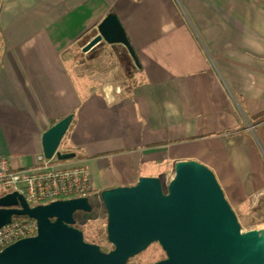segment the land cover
Instances as JSON below:
<instances>
[{"label":"crops","instance_id":"obj_1","mask_svg":"<svg viewBox=\"0 0 264 264\" xmlns=\"http://www.w3.org/2000/svg\"><path fill=\"white\" fill-rule=\"evenodd\" d=\"M109 12L140 66L96 90L69 52ZM104 45L123 49L85 53ZM69 113L60 163L83 165L96 197L193 159L233 208L264 199V0H0V156L33 166Z\"/></svg>","mask_w":264,"mask_h":264},{"label":"water","instance_id":"obj_2","mask_svg":"<svg viewBox=\"0 0 264 264\" xmlns=\"http://www.w3.org/2000/svg\"><path fill=\"white\" fill-rule=\"evenodd\" d=\"M121 44L136 66V52L116 13L109 12L83 46ZM72 114L41 136L43 156L59 160L74 152L59 150ZM165 186L157 176H141L132 185L104 189L99 196L107 213L106 236L112 249L84 239L74 214L90 212L87 196L30 206L17 191L0 196V227L13 216L35 219L37 232L0 250V264H126L157 242L165 257L151 264H264V221L241 225L214 172L193 159L174 163ZM165 188L166 192H163Z\"/></svg>","mask_w":264,"mask_h":264},{"label":"built area","instance_id":"obj_3","mask_svg":"<svg viewBox=\"0 0 264 264\" xmlns=\"http://www.w3.org/2000/svg\"><path fill=\"white\" fill-rule=\"evenodd\" d=\"M0 184L6 193H20L30 206L87 196L91 188L88 171L83 165H61L55 156H39L33 166L18 168L11 167L8 158L0 156ZM36 232L35 219L13 216L9 223L0 227V250Z\"/></svg>","mask_w":264,"mask_h":264},{"label":"rangeland","instance_id":"obj_4","mask_svg":"<svg viewBox=\"0 0 264 264\" xmlns=\"http://www.w3.org/2000/svg\"><path fill=\"white\" fill-rule=\"evenodd\" d=\"M79 45L80 44H77V46L69 52L74 53L75 56L76 77H86V79H89L88 81H90L93 89L101 90L106 85H122L132 76L134 68L130 66L131 71H126L123 61L126 63H131L133 61L127 50L123 47V49L119 50L115 47L104 45L105 47H101V49L93 53H85L78 48ZM130 73H132L131 76L128 75ZM59 147L63 148V144L60 143ZM162 182L165 186L167 181L163 180ZM4 190V186L0 184V193ZM88 195L91 203L96 204L92 212L83 214L81 211H77L75 212V217L78 218L80 225L84 228L85 237H87L88 240H93V231H100L101 235L105 237L106 212L104 207L101 202H99L96 195L92 194L90 191ZM253 201L254 200H247L244 204L236 205L234 208L231 206L239 222L243 226L264 221V199H259L257 202L252 203ZM105 240L101 243L111 248V243ZM164 255L161 246L153 242L132 259L129 264H149L161 259Z\"/></svg>","mask_w":264,"mask_h":264},{"label":"trees","instance_id":"obj_5","mask_svg":"<svg viewBox=\"0 0 264 264\" xmlns=\"http://www.w3.org/2000/svg\"><path fill=\"white\" fill-rule=\"evenodd\" d=\"M123 47V46H122ZM124 48V47H123ZM125 49V48H124ZM123 64L125 65V69H126V71H131V68H130V66H132L134 69H133V71H135V69H137L136 67H135V65L133 64V62L132 63H126V62H124L123 61ZM131 64V65H130ZM129 75V74H128ZM264 118V113H262V114H260L259 116H258V119L257 120H259V119H263ZM6 192H1L0 193V196L1 195H3V194H5ZM95 235H97V236H95ZM84 237H85V233H84ZM86 239V241H88V242H91V243H95V244H97V245H99L100 246V248L103 250V251H107V250H109L110 249V247H107V245H103L101 242L102 241H104L105 239H106V234H105V237H103L102 235H101V233H100V231H93L92 232V238H93V240H88L87 239V237H85ZM106 241V240H105ZM108 242V241H107Z\"/></svg>","mask_w":264,"mask_h":264},{"label":"flooded vegetation","instance_id":"obj_6","mask_svg":"<svg viewBox=\"0 0 264 264\" xmlns=\"http://www.w3.org/2000/svg\"><path fill=\"white\" fill-rule=\"evenodd\" d=\"M163 192H166V190H165V188H163ZM87 197H89V195L87 194ZM89 199V198H88ZM97 199H99V202H101V204L103 205V203H102V200H101V198H100V196H98L97 197ZM96 199V200H97ZM90 201V200H89ZM90 203H91V201H90ZM92 204V210H93V208H94V206L96 205V204H93V203H91ZM103 207H104V205H103ZM104 210H105V207H104ZM83 214H86V213H88V212H83V211H81ZM90 212H92V211H90ZM105 212H106V210H105ZM74 218H75V226L76 227H78V228H80L81 230H82V232H83V235H84V233H85V231H84V228L80 225V222H79V220H78V218L77 217H75V214H74ZM106 223H107V213H106ZM105 234H106V224H105ZM85 239V238H84ZM106 241H108L107 240V236H106ZM109 242V241H108ZM110 243V242H109ZM155 243H157V242H155ZM112 249V247L109 249V250H111ZM109 250H107V251H109ZM139 254V253H138ZM137 254V255H138ZM165 254V253H164ZM137 255H134L133 257H130L128 260H127V262H126V264H129V262L132 260V259H134ZM164 257H165V255H164ZM164 257H162V258H164ZM161 258V259H162ZM158 260H160V259H158ZM157 261V260H156ZM155 262V261H154ZM151 263H153V262H151ZM151 263H149V264H151Z\"/></svg>","mask_w":264,"mask_h":264}]
</instances>
